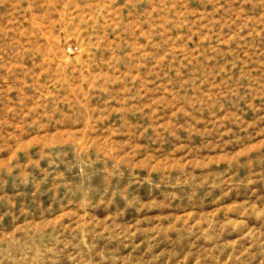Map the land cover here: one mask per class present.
<instances>
[{
  "label": "rangeland",
  "instance_id": "obj_1",
  "mask_svg": "<svg viewBox=\"0 0 264 264\" xmlns=\"http://www.w3.org/2000/svg\"><path fill=\"white\" fill-rule=\"evenodd\" d=\"M0 264H264V0H0Z\"/></svg>",
  "mask_w": 264,
  "mask_h": 264
}]
</instances>
